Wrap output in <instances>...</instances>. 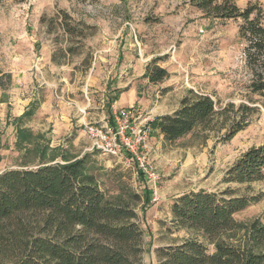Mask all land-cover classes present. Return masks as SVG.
Returning a JSON list of instances; mask_svg holds the SVG:
<instances>
[{"label":"rangeland","instance_id":"1","mask_svg":"<svg viewBox=\"0 0 264 264\" xmlns=\"http://www.w3.org/2000/svg\"><path fill=\"white\" fill-rule=\"evenodd\" d=\"M235 1L264 9V0ZM63 12L76 35L65 33ZM240 23L209 16L190 0H0V172L88 154L106 196L123 198L137 211L143 264H160L159 248L191 237L214 250L200 232L174 225L172 204L183 193L231 187L239 195L260 196L235 218L264 221V180L224 181L243 152L264 142V107L228 141L221 139L225 130L197 129L174 142L152 130L144 153L159 174L155 183L136 177L132 159L121 162L94 149L87 133L88 126L109 120L113 88L130 79L137 97L131 103L124 97L116 109L140 105L148 121L175 111L190 89L223 105L246 102ZM154 59L170 74L157 83L145 76ZM32 108L33 115L20 120ZM19 127L32 131L26 141L20 142Z\"/></svg>","mask_w":264,"mask_h":264},{"label":"trees","instance_id":"2","mask_svg":"<svg viewBox=\"0 0 264 264\" xmlns=\"http://www.w3.org/2000/svg\"><path fill=\"white\" fill-rule=\"evenodd\" d=\"M190 3L209 16L241 20L238 33L249 74L248 98L223 105L209 94L190 89L175 111L149 121L150 131L158 130L165 141L174 142L197 129L225 130L221 139L228 141L249 126L252 115L264 107V9L253 3L241 8L235 0ZM63 15L65 33L76 35L77 28L68 21L71 16ZM77 49L69 47L67 51L76 53ZM156 62L152 60L145 73L153 83L170 75ZM257 101L260 105H255ZM33 110H26L20 120L31 117ZM18 133L23 142L32 131L19 127ZM90 161L85 154L74 160L0 172V264H143L144 232L137 211L123 198L106 196L97 167L91 168ZM262 180L264 142L243 152L224 177L225 182L247 185ZM147 192L153 193L149 188ZM133 198L140 200L136 194ZM259 199L239 195L231 187L181 194L171 208L174 225L200 232L214 250H209L205 240L187 238L159 248L160 264H264V221L244 224L235 218L236 212Z\"/></svg>","mask_w":264,"mask_h":264},{"label":"built area","instance_id":"3","mask_svg":"<svg viewBox=\"0 0 264 264\" xmlns=\"http://www.w3.org/2000/svg\"><path fill=\"white\" fill-rule=\"evenodd\" d=\"M87 133L91 137L92 147L103 155L113 156L121 162L132 159L137 164L136 177H144L154 183L159 179V174L144 153L149 148L151 131L140 105L117 109L113 106L109 120L101 125L88 126Z\"/></svg>","mask_w":264,"mask_h":264},{"label":"crops","instance_id":"4","mask_svg":"<svg viewBox=\"0 0 264 264\" xmlns=\"http://www.w3.org/2000/svg\"><path fill=\"white\" fill-rule=\"evenodd\" d=\"M124 88H127V89L125 91L120 92V93L117 91L119 89H124ZM113 90L114 91L116 90L113 94L115 96H119L118 99L113 102L114 104L112 103L113 106H115V104H117V105L122 104L123 103L122 99L124 97L128 98L127 100L129 103L134 101V99L137 97V91H136V87H135V84L133 82V79L128 80L124 86L117 85L116 87L113 88ZM111 99H109V103H110ZM128 105H131V104H128ZM128 105H125V106H128Z\"/></svg>","mask_w":264,"mask_h":264}]
</instances>
